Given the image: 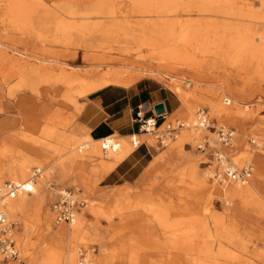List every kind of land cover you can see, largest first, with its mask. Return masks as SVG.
<instances>
[{
	"label": "rangeland",
	"instance_id": "374dc122",
	"mask_svg": "<svg viewBox=\"0 0 264 264\" xmlns=\"http://www.w3.org/2000/svg\"><path fill=\"white\" fill-rule=\"evenodd\" d=\"M137 1L136 4L133 0H100L99 3L0 0V44L7 46L0 48L1 69L15 74L8 85L0 81V125L19 121L15 132L48 150L62 146L68 136L75 139L74 151L79 145L84 149L81 150L84 157L76 159L67 174L55 165L70 155L68 150L61 156H53L55 165L47 162L40 167L46 172H42L34 188H40L43 203L32 192L27 197L34 199L35 206L21 215L19 223L8 220L14 224L12 238L18 261L0 259V264H41L42 258H53L54 264H58L60 251L54 235L59 227L70 225H54L49 210L57 191L62 189H70L87 200L86 207L76 213L83 215L84 228L100 233L106 244L104 248L117 249L113 256L102 253L100 239L91 236L74 245V264L77 248H95L92 264H232L217 257V246L208 237L211 225L207 221L226 213L231 204L225 206L229 199L218 185L207 179L201 165L204 159L193 149V140L201 133L185 128L197 108H204L217 125L234 129L229 153L234 155L237 167L248 164L253 169L251 176L258 177L253 190L255 201L244 199L240 205L242 212H234L240 223L238 236L244 244L236 264H256L255 257H251L253 245L245 244L253 233H263L251 227V223L264 227V135L257 131L258 127L264 128V0H207L206 8L211 12L205 15L184 13L185 2L181 0L169 7L161 5L162 0ZM70 11L89 14L90 19L71 23L68 34L63 36L57 27L68 26ZM21 52L78 67L76 81L89 82V87L96 83L97 90L108 84L111 72L102 68L89 71L92 66L134 67L160 71L178 79L173 83L160 73H129L124 84L128 87L140 82L162 93L176 108L167 113L166 122L178 119L184 123V129L164 148L156 147L148 135L137 138L139 144L145 143L157 153L147 168V185L150 188L156 185L157 194L138 188L131 194L129 189H119L114 194L98 187L100 179L120 161L113 155L119 148L102 153L98 142L85 138V130L75 123L87 95L76 96L74 106L62 108L59 101L39 99L31 91L25 93L19 82L27 68ZM62 68L66 67L55 63L45 73L52 79L60 75ZM118 73V78L126 75L123 71ZM186 81H198V88L193 84L186 87L183 83ZM41 82L44 87L54 88L51 81L42 78ZM205 84L214 86L208 88ZM177 85L186 92L196 89L194 94L209 102H188L184 107L174 92ZM199 88L211 92L206 94ZM70 91L75 94V88ZM226 97L231 100L230 105L223 104ZM215 109L227 116L222 120L215 117ZM25 121L54 134L43 137L26 128ZM7 135L1 134L0 141ZM111 138L118 145L122 140L115 135ZM253 139L256 143L251 145L249 140ZM92 148L98 149L99 155L87 156ZM132 150L130 147L129 152ZM33 167L36 166L30 169ZM138 193L142 194L136 196ZM144 206L160 211L164 218L154 220ZM97 209H102L99 216ZM102 217L110 220L107 223ZM47 227L49 231H43ZM66 243L67 251L70 241ZM263 247V241L255 243V248Z\"/></svg>",
	"mask_w": 264,
	"mask_h": 264
},
{
	"label": "bare ground",
	"instance_id": "6f19581e",
	"mask_svg": "<svg viewBox=\"0 0 264 264\" xmlns=\"http://www.w3.org/2000/svg\"><path fill=\"white\" fill-rule=\"evenodd\" d=\"M181 1L185 2L184 7H183L184 9H182V11L184 13H195V14L200 13V15H205V14L211 12L210 9L206 8L207 0H199L198 2H197V0H181ZM94 2L99 3L100 0H94ZM133 2L136 3L138 1L133 0ZM199 2H200V5H197V3H199ZM175 3H176V0H162L160 2L161 5L166 6V7H169L170 5H174ZM197 7L199 8L198 10H196ZM159 9H165V8L160 7ZM147 12L149 13V11H147ZM38 16H40V15H38ZM68 18L71 21L68 24V26L67 25L66 26L60 25L59 27H57L59 34L62 33L63 36L68 34L69 27H70L71 23L74 24V22H76V21L86 22L90 19V16H89V14L78 15L75 12L70 11L68 14ZM57 24H56V26H57ZM38 28H40V27H38ZM70 30H72V29H70ZM39 36H40V34H39ZM39 36H37V37H39ZM40 37H42V36H40ZM1 47L7 49V46H4L2 44H0V48ZM241 51H243V49ZM21 56H22V59L24 58L23 61L27 65V68L25 70L23 69L24 71L21 73V75L24 73H26V74L23 75V77L21 79L19 78V82L21 83L22 90H24L25 93L30 92V91L36 93L38 95L39 99H47L49 101L55 100L57 102L59 101L61 103L62 108H69L70 105L74 106L73 104H74L76 96H86V95L90 94L91 92L96 91L99 87V85L96 83L92 84V86L89 87V82L79 83V80L76 81L75 76L78 75V73H79V72H77V71H79L78 67H72L70 65L68 66V65L61 63V62L49 61V60H46L43 58L32 56V55L24 53V52H21ZM27 58H30L33 62H30L29 60H27ZM55 63L60 65V66H64L66 68L65 69L62 68L60 75L51 79L49 77V75L45 73V71L47 70V68L49 66H51ZM1 66L2 65L0 63V78H1L0 81L4 85H8V80L11 77H14L15 74L10 73L6 70L4 71L3 69H1ZM101 68L103 70H105V72H107V71L111 72L110 73L111 77L107 81L108 84H122V85L125 84L126 76L129 73H131V74L141 73L143 75L144 74L155 75L156 73H158V75H159V73H160L161 76H163V78H165L167 80H171V81H173V83L178 81L177 78L170 76V75H167V74H164L160 71L140 70V69H137L134 67L92 66V70H89V71L101 70ZM121 71H123V73L125 72L126 75H124L121 78H118L116 75L120 74L118 72H121ZM42 78L44 80H48L49 82L51 81L52 84H54V88L44 87L43 86L44 82L43 83L41 82ZM186 82L187 83H184L186 87H190V84H193L194 88H198L197 87L198 81H186ZM187 84H188V86H187ZM46 86H48V85H46ZM205 86H208V88H209V87H212L214 85H209V84L206 85L205 84ZM70 88H75V94L70 91ZM194 90H196V89H193L191 92L190 91L186 92V91L181 89L180 85H177V87L174 88L175 94L180 97V101L184 107L187 106L188 102H190L192 104H195L198 102H202V103L209 102V100L195 95ZM199 90H201L202 92H204L206 94H209L211 92L210 90L203 89V88H201V89L199 88ZM224 99L228 101L227 105H230L231 100L227 99V97ZM224 99H223V101H224ZM233 101L236 102L235 99H233ZM214 113H215V117H217L221 120L227 116L225 114V112H223L221 110H217V109L214 110ZM13 122H14L13 125H8L5 123L0 125V135L4 134V133L8 134L4 140L0 141V182H2L4 180H9L12 182L26 181L28 178V174H29L28 171L30 170V167L33 165L36 166L35 168H39L42 170V172L44 171V173H45L46 169L40 168V167L47 162L55 165L56 159H54L53 156L54 155L61 156V154L64 152H67V150H68V152H71L70 155L64 161L59 162L58 164L55 165L64 174L68 173L69 166L73 162H75L76 159L84 157V155H82V153H81L82 152L81 150H84L81 147L82 145H79L78 146L79 149L77 150V148H78L77 147L76 151H74V148H72V145L74 144L75 139L71 136H68L67 139L64 138L66 141L63 145L61 144L62 146H60V145L55 146L51 150H48V148L41 145L39 142L27 140L25 138L26 136H23L19 133H16L15 127L18 125L19 121L15 120ZM192 122H193V119L188 121L187 127H185L186 130H191L193 133L199 132L198 130H196L192 127ZM183 125H184V123H183ZM24 126L28 129L33 130V131L35 130V132L40 133V135H42L43 137H46V138L52 137L54 134V132H48L47 130H44V131L41 129L39 130L33 124H29L26 121L24 122ZM257 131L261 135H264V128L258 127ZM22 133H23V131H22ZM200 136L197 137V139L200 138ZM110 138H111V136H110ZM89 140L92 141L91 139H89ZM253 143L254 144L256 143L255 139H253ZM115 144H117V143H115ZM38 148H41L44 151L39 150ZM117 148H119V151H117L113 154L117 160L123 159L129 153V148L122 141L120 142L119 145L117 144ZM106 152H108V151H106ZM94 154L99 155L98 149L92 148V151L88 152L87 156H91ZM95 157H96V155H95ZM229 158L231 159V162L233 163V165L235 167H237L233 161L234 155L229 153ZM252 170L253 169L251 167V171ZM205 174H206L205 176L208 178V174L207 173H205ZM39 180H41V179H38L32 185L30 194L33 192V196H39L42 199V203H43V197L41 195L40 188L38 186H35V188H34V185H36ZM257 181H258V177L256 175L251 176V174H250V176L247 179L245 184L238 185V184H234L231 182H227V183H224L223 185L219 186L222 189V191L220 190V192L224 193L223 194L224 197L229 199V202H225V206H229L231 204V207L227 208L226 213H224L221 216L220 215H217V216L214 215L212 217L211 221H207L208 222L207 224H209V226L211 225L210 230L208 229V237L211 240V242L217 246V257L222 259L223 261H227V262H230L232 264H236L239 261L238 260V254L243 249L244 244L241 243V239L238 236L237 227H238V224H240V223H237L238 216H235L234 212L235 211L242 212V208L240 207V205L244 199L250 198V199L255 201L254 195H253V190H254V186L257 183ZM210 183H211V181H210ZM210 183H209V185H211ZM212 184H213V182H212ZM244 185H245V187L242 189V187ZM202 188L205 189L204 184L202 185ZM27 195L28 194L17 193V194H14V195L7 197L6 199H4L0 203V210L4 213L7 220H12L16 223H19L21 221V218H20L21 215L24 212L28 211L30 208H33L35 206L34 199L28 198ZM97 210H98V216L101 215L102 209H97ZM144 210L149 211L150 216L156 221L159 220L160 218H161V220L164 218L163 213L161 214V212L156 211V209L144 206ZM231 210H233V212H231ZM82 216L80 214L79 215L75 214L72 218V221L70 223H67L68 225H70V227L69 228L59 227L57 233L54 235V238L58 241L57 246H58L59 251H60V253H58L59 255L57 257V263L58 264H74V258H73V254H72V251L74 249V245L77 242L88 239L91 236H97L100 239V242H101L100 244H102V253H106L107 255L113 256V254L117 251V249H113L111 247L104 248V246L106 244L104 245L103 236L100 233H97V231H95V230H92L90 232H89V230H86V228H84V225H83ZM104 218H103V220L108 223V221L110 219H108L107 217L105 219ZM59 225H61V224H59ZM49 229H50V227H47L43 231L47 232V231H49ZM13 235H14V233H13ZM66 240L70 241V249H68L67 251H66L65 247L67 245L69 247V244L66 243ZM262 241H264V237L262 238ZM15 248H16V245H15ZM77 250H78V248L75 251V259L77 258V256H76ZM92 256L93 255H91V263L90 264H92V262H93ZM53 260H54L53 258L52 259L50 258V260L42 258L40 260V263L41 264H54Z\"/></svg>",
	"mask_w": 264,
	"mask_h": 264
},
{
	"label": "built area",
	"instance_id": "2783aa9c",
	"mask_svg": "<svg viewBox=\"0 0 264 264\" xmlns=\"http://www.w3.org/2000/svg\"><path fill=\"white\" fill-rule=\"evenodd\" d=\"M223 104L227 105L228 101L224 99ZM152 107L153 105H147L146 110L137 107L133 112L132 123L136 124L139 134L150 136L156 147L164 148L175 140L177 133L184 128V125L178 119L166 122L168 114L165 109L162 114L155 116ZM192 127L201 133L200 138L193 140V149L204 159L201 165L208 174L207 179L218 186L227 182L238 185L245 184L251 174L250 165L245 164L237 168L229 158V151L234 140V129L222 124L217 125L213 119L209 118L204 108L195 110ZM96 141L102 153L114 152L117 148V144L110 136L102 137ZM249 142L254 145L253 140H249ZM41 177L42 170L33 167L30 169L26 181L1 182L0 203L17 193L30 194L32 185ZM86 205L87 200L80 198L70 189L57 191L49 210L54 225L70 223L73 216L84 209ZM13 226L14 224L9 222L0 210V259L2 261H18V253L12 238ZM94 252L95 248H78L76 264H90L91 255Z\"/></svg>",
	"mask_w": 264,
	"mask_h": 264
},
{
	"label": "crops",
	"instance_id": "0c3cea01",
	"mask_svg": "<svg viewBox=\"0 0 264 264\" xmlns=\"http://www.w3.org/2000/svg\"><path fill=\"white\" fill-rule=\"evenodd\" d=\"M107 85L84 98L75 123L85 130L88 135L85 138L91 139L93 142H97L96 140L102 137L115 135L122 139L121 141L129 150L130 147L133 150L100 179L98 187L112 190L114 194L119 189H129V194H131L132 190L136 188L157 194L156 192L159 191L156 185L151 186L152 188L147 185V168L157 153H154L145 143L138 145L137 138L143 134L137 132L136 124L132 123V116L137 107L146 110L147 105L157 103H162L167 113L173 112L176 108L162 93L150 90L148 84L136 82L128 87L124 84ZM123 139H129V141ZM160 192L162 191L160 190ZM141 194L138 193L136 196ZM251 227L259 228L263 233L260 235L253 233L246 240L245 245L252 244L251 257H255L256 264H264V247L255 248V243L262 241L264 237V227L252 223Z\"/></svg>",
	"mask_w": 264,
	"mask_h": 264
},
{
	"label": "water",
	"instance_id": "95a60500",
	"mask_svg": "<svg viewBox=\"0 0 264 264\" xmlns=\"http://www.w3.org/2000/svg\"><path fill=\"white\" fill-rule=\"evenodd\" d=\"M153 113L155 116H158L164 112L163 104L162 103H157L153 105L152 107Z\"/></svg>",
	"mask_w": 264,
	"mask_h": 264
}]
</instances>
